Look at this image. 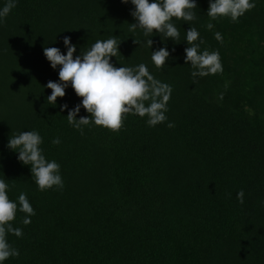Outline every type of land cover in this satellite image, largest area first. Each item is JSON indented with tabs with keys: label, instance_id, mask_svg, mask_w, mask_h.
<instances>
[{
	"label": "trees",
	"instance_id": "16d2710c",
	"mask_svg": "<svg viewBox=\"0 0 264 264\" xmlns=\"http://www.w3.org/2000/svg\"><path fill=\"white\" fill-rule=\"evenodd\" d=\"M196 3V20L173 18L175 42L131 31L134 6L121 0H18L0 23V178L11 200L26 193L36 213L24 225L17 211L11 223L23 236L8 240L20 256L4 264H264V0L238 22L211 20L209 0ZM190 27L201 51H219L222 72L193 80L184 51ZM113 35L121 44L111 63H144L172 86L165 123L150 127L129 113L119 131L81 132L61 111L81 102L70 85L56 105L47 103L59 66L51 68L44 48L66 54L70 36L75 56ZM149 38L152 49L143 43ZM165 46L170 58L157 68L152 51ZM81 116L90 114L81 108ZM32 130L60 164L62 190H39L7 148L10 136Z\"/></svg>",
	"mask_w": 264,
	"mask_h": 264
},
{
	"label": "clouds",
	"instance_id": "9594fccd",
	"mask_svg": "<svg viewBox=\"0 0 264 264\" xmlns=\"http://www.w3.org/2000/svg\"><path fill=\"white\" fill-rule=\"evenodd\" d=\"M123 4L129 2L134 6L131 12L136 21L130 25L131 31L142 30L145 37H153V33H160L161 40L177 41L180 31L173 23V18L192 22L196 20L193 11L197 8L196 0H121ZM18 0H6L0 7V23L17 6ZM255 0H209L207 15L211 20L228 17L232 22H238L246 12L255 8ZM207 28L212 30L214 25L208 23ZM185 40L189 45L185 48V64L191 65L193 80L215 75L223 71L219 51L200 50V33L195 27L185 32ZM215 38L222 42L219 32ZM200 40V43H195ZM136 44L141 41L134 40ZM149 48H153L151 38L144 41ZM121 41L116 36L105 40H97L86 51L77 52V46L72 43L70 36H65L63 45L66 54L58 47H45L43 54L53 70L59 66V82L49 81L46 85L51 89L47 103L56 105L57 98H63L69 85L75 94L82 98L80 104L69 109L67 104L61 105V111H68L67 120L75 129L83 132L84 126H100L112 131H119L123 126L126 114L147 117L146 123L150 127L168 121V102L173 88L170 84L156 79L146 64L141 63L135 67H116L111 58L119 52ZM166 44V43H165ZM174 52L175 49H172ZM170 58L168 48L161 47L152 51L151 60L157 68H163ZM81 108L90 116H81L77 119ZM168 128H174L172 122L167 123ZM52 143L59 145V137ZM43 138L36 130L23 131L10 136L7 148L18 154V160L30 167L32 177L39 190L45 191L56 188L62 190L64 181L61 175V166L56 160H49L41 147ZM9 183L0 178V264H4L11 257H19V249L13 247L8 240L9 234L20 238L23 230L13 227L17 211L25 214L23 224L31 223V217L36 213L26 193H20L18 199L9 198ZM245 193H237V200L243 204ZM264 204V202H261Z\"/></svg>",
	"mask_w": 264,
	"mask_h": 264
}]
</instances>
